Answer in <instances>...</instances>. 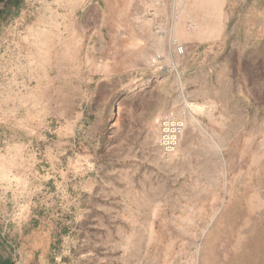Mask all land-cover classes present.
Listing matches in <instances>:
<instances>
[{"label":"rangeland","instance_id":"374dc122","mask_svg":"<svg viewBox=\"0 0 264 264\" xmlns=\"http://www.w3.org/2000/svg\"><path fill=\"white\" fill-rule=\"evenodd\" d=\"M177 1L24 0L1 22L13 264H264V0Z\"/></svg>","mask_w":264,"mask_h":264},{"label":"built area","instance_id":"2783aa9c","mask_svg":"<svg viewBox=\"0 0 264 264\" xmlns=\"http://www.w3.org/2000/svg\"><path fill=\"white\" fill-rule=\"evenodd\" d=\"M177 50L179 53H184L182 46H179ZM185 128V121L173 111L161 119L158 144L165 159L178 149Z\"/></svg>","mask_w":264,"mask_h":264},{"label":"trees","instance_id":"16d2710c","mask_svg":"<svg viewBox=\"0 0 264 264\" xmlns=\"http://www.w3.org/2000/svg\"><path fill=\"white\" fill-rule=\"evenodd\" d=\"M24 5V0H0V24L2 21H8L16 17ZM2 251L7 252L3 237L0 234V264H13L9 253L4 257Z\"/></svg>","mask_w":264,"mask_h":264},{"label":"crops","instance_id":"0c3cea01","mask_svg":"<svg viewBox=\"0 0 264 264\" xmlns=\"http://www.w3.org/2000/svg\"><path fill=\"white\" fill-rule=\"evenodd\" d=\"M104 1H107V0H104ZM190 1H191V0H185L184 3L186 4V3L190 2ZM184 3H183V4H184ZM179 4H180V2H178L177 0H174V2H173V5H174V6H176V5L178 6ZM178 19L181 20V17H179ZM182 19H183V18H182ZM125 188H127V185L125 186Z\"/></svg>","mask_w":264,"mask_h":264},{"label":"bare ground","instance_id":"6f19581e","mask_svg":"<svg viewBox=\"0 0 264 264\" xmlns=\"http://www.w3.org/2000/svg\"><path fill=\"white\" fill-rule=\"evenodd\" d=\"M42 36V35H41ZM2 164V163H1ZM5 171V170H4ZM1 173V172H0ZM19 179V178H18Z\"/></svg>","mask_w":264,"mask_h":264}]
</instances>
